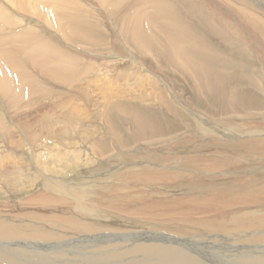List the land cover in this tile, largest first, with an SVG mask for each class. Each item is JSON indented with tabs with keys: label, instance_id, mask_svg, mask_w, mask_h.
I'll return each mask as SVG.
<instances>
[{
	"label": "bare ground",
	"instance_id": "obj_1",
	"mask_svg": "<svg viewBox=\"0 0 264 264\" xmlns=\"http://www.w3.org/2000/svg\"><path fill=\"white\" fill-rule=\"evenodd\" d=\"M204 13L222 16L223 23H206ZM238 23L244 26L237 39ZM98 71L103 78L96 79ZM137 71L161 83V75L180 78L193 105L163 96L162 105L132 99L122 86ZM136 82L138 88L146 84ZM91 86L101 94L98 105H88L95 102ZM59 87L70 93H56L60 119L44 113L36 124L27 116L16 127L0 111V171L25 169L31 189L29 198L0 172L3 188L25 197L18 202L8 195L9 201L0 194V207L16 208L21 217L20 224L0 222V242H17L0 245V264H49L36 249L63 254L54 264H215L194 251L206 249L234 252L225 264H264V5L0 0V105L18 118L20 105ZM157 88L159 97L163 88ZM79 98L86 105L76 104ZM86 120L97 125L80 124ZM73 136L87 153L84 163H77ZM170 182L190 183L195 204L187 205V195ZM20 204L37 211L18 213ZM31 240L48 246L20 247Z\"/></svg>",
	"mask_w": 264,
	"mask_h": 264
},
{
	"label": "rangeland",
	"instance_id": "obj_2",
	"mask_svg": "<svg viewBox=\"0 0 264 264\" xmlns=\"http://www.w3.org/2000/svg\"><path fill=\"white\" fill-rule=\"evenodd\" d=\"M253 1H258V3H260V4H262V5H264V1L263 0H253ZM207 16V17H206ZM219 16V15H218ZM203 17H204V19L206 20V23L208 22V23H210V24H216V23H219V24H221V23H223V20H224V18L222 17V16H220L219 17V19L217 20V17H212L211 18V16H210V14L209 13H204L203 14ZM208 18V19H207ZM215 18H216V20H215ZM221 18H223V20H221ZM210 19V20H209ZM242 24H240V23H238L236 26H235V36L237 37V39L240 37L239 35H237V34H240V35H242V29L241 28H243V26L244 25H242ZM240 26V27H239ZM237 27V28H236ZM238 31V32H237ZM115 43H116V40H115ZM247 45V47L249 46V42H248V44H246ZM247 47L245 48V50H243L244 51V55L245 56H247V53H249V52H246V51H248L249 50V47H248V49H247ZM247 49V50H246ZM246 52V53H245ZM237 55H238V53H237ZM244 55H242L243 57H245ZM241 56V57H242ZM251 57H253V55H251ZM100 58L99 59H96L95 61L98 63V66L100 65ZM124 62H125V64H127V60L125 61L124 60ZM259 62H260V59H259ZM139 63H140V61H139ZM261 63V62H260ZM136 68V66L133 64L132 66H130V69H132V70H134ZM145 68V70H148V67H146V66H144L143 67V69ZM127 71H129V69L127 70ZM100 73V74H99ZM96 75H98V77L96 78V79H99V78H103V75H102V73L100 72V71H98V72H96L95 73ZM137 76L136 77H132L131 76V78H130V82H132V83H130L129 81V83L128 82H124V84H123V86L122 85H120L119 83H117V82H114V86H116V87H118V85L119 86H122V88L124 89V90H127V93L128 92H130V93H128V94H131V95H129L132 99H136L137 101L139 100V102H142V105L144 104H146V105H155L156 103V105H162V102H160V101H162V99H161V97L163 96V98H165L167 101H168V103L169 102H173V103H175L176 105H193V103H192V100L189 98V96L187 95V92L185 91V88H182V85L180 84V83H178L179 82V79H177V78H168V77H164L163 75H161V79H162V83H161V81L160 80H156V79H154L155 77H153V79L151 78L152 77V75L150 74V73H146V72H143V71H137ZM140 74V75H139ZM100 75V76H99ZM146 75V76H145ZM184 76H185V74H183ZM149 76V77H148ZM143 77V78H142ZM145 77V78H144ZM132 78H134V79H132ZM136 78H137V80H136ZM141 79L140 81H139V79ZM148 78H150L148 81H147V79ZM169 81H168V80ZM173 80V82H171V80ZM95 80V79H94ZM132 80H134V81H132ZM152 80V81H151ZM153 80H156V82L158 81L161 85L159 86L158 84V82L155 84V82L153 81ZM167 80V81H166ZM175 80H176V82H175ZM135 81H138L139 83L140 82H145L146 84H145V86L144 87H142L143 88V90H141L142 88H138V87H136L137 86V82L135 83ZM148 82V83H147ZM153 82V83H152ZM170 82V83H169ZM151 83V84H150ZM150 84L151 86H148V85ZM163 84H165V85H163ZM178 84V85H177ZM127 85V86H126ZM136 85V86H135ZM158 85V86H157ZM181 85V86H180ZM154 86V87H153ZM126 87V88H125ZM129 88V90H128V88ZM134 87V88H133ZM136 87V88H135ZM157 87H159L160 88V90H161V88H165L164 90L162 89L161 91H160V95L161 96H159V97H157L158 96V91H157ZM63 88V89H62ZM67 89V88H66ZM65 89V87H59V88H57L56 90H54L53 91V93H44V92H42L40 95H37L36 96V98H32L33 99V101H34V103H32V105H26V104H23V105H20L19 107H18V111H17V113H19L20 114V116L18 117V118H14V117H12V115L14 114V112L13 111H8V110H5L6 108H3L5 105H0V111H1V116H2V118L5 120V122H6V120H8L9 122H11V124L12 125H14L12 122H15L16 124H15V126L17 127V124L18 123H23L25 120H26V117L27 116H29V117H31L32 118V122L33 123H35L36 121H35V119H37V121L38 122H36V124H38L39 123V119H38V117H40L42 114H44V113H48V114H53V115H55L56 117H58L59 119L60 118H62L63 117V111H62V109L60 108V105H59V107H56L55 106V102L57 101V97H58V95L56 94L57 92H60V91H62V90H66ZM135 90V94L133 93V91ZM145 89V90H144ZM183 89H184V91H183ZM52 90H53V88H52ZM136 90H137V93H136ZM140 90V91H139ZM159 90V89H158ZM166 90V91H165ZM182 90V91H181ZM88 91H89V93L91 94V95H93V98L95 99V102H93V103H90V104H88V105H98V104H96V101L97 102H99V101H101V94L98 92V91H96L94 88H93V86H91L90 88L88 87ZM145 91H147V92H145ZM157 91V92H156ZM164 91V92H163ZM178 91V92H177ZM139 92V93H138ZM145 93L144 94V96H147V97H143L142 95L143 94H141V93ZM167 92V93H166ZM176 92V93H175ZM183 92V93H182ZM61 93V92H60ZM146 93H147V95H146ZM164 93V94H163ZM186 93V94H185ZM62 95L61 96H63V98H64V95L65 94H70V93H61ZM96 94V95H95ZM133 94H134V96H136V97H134L133 96ZM44 95V96H43ZM48 95V96H47ZM53 95V96H52ZM71 95H73V93L71 94ZM179 95H181V96H179ZM42 98H41V97ZM133 96V97H132ZM151 96V97H150ZM169 98H167V97ZM143 97V98H142ZM155 97H157V98H155ZM188 97V98H187ZM59 98V97H58ZM97 98V99H96ZM139 98V99H138ZM146 98H148V99H146ZM80 99V98H79ZM77 100L75 103L76 104H78L79 106L80 105H86L85 104V102L82 100V99H80V100ZM151 99V100H150ZM159 99V100H158ZM141 100V101H140ZM144 100H145V102H144ZM146 100H148V102L146 101ZM157 102H156V101ZM81 101V102H80ZM155 103H154V102ZM159 101V102H158ZM74 103V104H75ZM164 105V104H163ZM3 106V107H2ZM39 106H42L43 108L42 109H39L38 110V107ZM8 114V117L6 118L5 117V115H7ZM23 116H25V118L23 119ZM256 120V119H255ZM91 123V124H90ZM81 125L82 124H88V125H91V126H96L97 125V123L96 122H94V121H89V120H86V121H83L82 123H80ZM19 127V126H18ZM20 131V129L19 128H17V132H19ZM15 132V131H14ZM13 132V136H11L12 138L15 136V138H13L14 140H17L18 139V137H17V132L16 133H14ZM19 134V133H18ZM184 135V133H180L179 135H177V137L178 138H180L181 136H183ZM19 136V135H18ZM263 137H264V135H262ZM2 138H3V133H2V131L0 130V141L2 140ZM73 138H74V136H73ZM172 137H169V139H168V141H172V139H171ZM74 145H73V147L75 148V154H76V156H77V163H79V164H81V163H84L85 161H86V159H87V153H84V151L83 150H80L81 149V142L80 141H78V139L77 140H75V138H74ZM43 142H45V141H43ZM50 142H52L51 140H49V145H48V148L49 147H51V145H53V144H50ZM160 142H163V141H160ZM181 142H184V141H181ZM3 144V142H0V146ZM137 144V143H136ZM138 146H139V144H137ZM141 145L142 146H144V144H142L141 143ZM121 146H123V145H121ZM137 146V147H138ZM58 147L59 148H63L62 147V145L61 144H59L58 145ZM133 147V146H132ZM5 148H7L6 146H5ZM4 148V149H5ZM11 148H13V146H11L10 148H7L8 149V152H11L12 151V149ZM18 149H20V151H22L23 149L22 148H18ZM79 150V151H78ZM130 150H131V148H127V149H124V152H123V154L125 153V152H130ZM73 150H70V152H72ZM50 151H47L46 150V153H45V155L47 156V157H50V153H49ZM90 152V151H89ZM115 153H116V151H115ZM16 154H19V155H25L26 153H19V152H16ZM44 155V156H45ZM45 156V157H46ZM263 156H264V153H263ZM46 157V158H47ZM247 158H249V157H247ZM261 161L263 162L264 161V157L261 159ZM236 166H238V167H243L244 166V163L243 164H235ZM15 166H13V165H9L8 167H6L4 170H2V171H0V172H4V173H6L7 175L9 174L8 173V171L10 170V169H12V168H14ZM8 168H9V170H8ZM182 169L184 170V172L186 173V172H188V168L187 167H182ZM25 170V169H24ZM24 170H22V171H20V172H17V173H15V174H13L14 175V177H13V175H8L10 178H12V179H14V181L16 182V180H17V182L18 183H15V187H16V189L17 188H21V189H18V190H21V191H23L24 192V195H26V193L28 192V190L30 191L31 189L30 188H28V187H26L25 186V183H26V181H24L25 179V173H26V171L24 172ZM34 172V171H33ZM21 174V175H20ZM35 174V173H34ZM22 175H23V180L21 179L22 178ZM48 175V174H47ZM37 176V175H36ZM19 177V178H18ZM1 179H2V177H1ZM0 179V194L2 195H0L1 196V198L4 200V199H7L8 198V200L10 201L11 199L10 198H12L13 196H15V197H17V201L19 202V201H21V200H23L25 197H23L22 195H13V192H10L9 190H7V189H5V188H3V183H2V180ZM37 179H38V176H37ZM20 182H19V181ZM22 181V182H21ZM24 181V182H23ZM191 181H192V179H191ZM23 183V184H22ZM31 183V182H30ZM20 184L21 185H23V186H20ZM169 184H171V185H173L171 188H174L176 191H178V192H180L181 194H185V195H187V198H186V200H185V202H186V204L187 205H194L195 204V191H193L192 189H191V187H190V183L189 184H187V185H182V184H179V183H177V182H170ZM18 185V186H17ZM26 185H27V183H26ZM22 187H26V188H22ZM23 189H25V190H23ZM33 191V193H36L37 191L35 190V189H33L32 190ZM122 194H124L123 192H122ZM5 195V196H4ZM10 196V198H9V196ZM13 195V196H12ZM6 196H8V197H6ZM19 196V197H18ZM22 197H23V199H22ZM28 197L30 198L31 197V195H30V193L28 192ZM200 198H204V197H202V196H199ZM1 200V199H0ZM3 206V207H2ZM26 205H22V204H20L18 207L19 208H21V210L18 212V213H20L23 209H25L26 211H28V212H32V213H35L37 210L36 209H34L35 207H33L34 205H30L28 208L27 207H25ZM4 210V212H3V210ZM11 213H13V215L11 214ZM3 215V217H2V215ZM14 216V217H13ZM9 218V219H8ZM18 218V216H16V208L13 210V207H10V206H8V205H5L4 203L1 205V207H0V222H5V221H9V222H13V223H15V224H20V222H21V217L19 216V218ZM1 219H2V221H1ZM12 219V220H11ZM5 220V221H4ZM14 220V221H13ZM127 232V231H126ZM236 236V235H235ZM235 236H231L230 238H229V240L231 241ZM242 239V238H241ZM219 238H217V241L219 242ZM32 242H23V241H20L21 242V244H22V246H20L21 248H26L27 250L29 249V250H31L32 248L34 249V247H36V246H45V247H47L48 245L47 244H45V243H43V242H39L38 243V241H34V240H31ZM225 242H227V241H223V240H220V244L222 243H225ZM229 242V241H228ZM6 243L7 244H9V245H12V244H15V243H17V242H11V243H8V242H3V243H1L0 242V245H2V246H5V247H8V248H12V247H9L8 245H6ZM35 243V244H34ZM84 244H86V243H83V245ZM81 244H78L77 246L78 247H81L80 246ZM92 245H97V242L96 241H94L93 243H92ZM30 246V247H29ZM29 247V248H28ZM53 248H58V247H53ZM216 249H217V247H216ZM215 249V250H216ZM22 250V249H21ZM37 250V252H40L41 254H43V255H46V256H48L51 260L49 261V264H54V263H56V262H58V261H60V260H63L62 258H64V255L63 254H59L58 256H57V254L56 253H53V252H49V251H47V252H49V253H47L46 251H40V250H38V249H36ZM210 249H206L204 252L202 251V252H200V251H196V250H194L195 252H198V253H204V255L202 256V258L203 259H205V260H209V261H211V262H214L215 264H225L224 262H223V260L224 261H230V260H233L232 258L234 257V256H231L234 252H230V251H228V250H220V251H214V250H210ZM213 251V252H212ZM30 252V251H29ZM70 253H73V251H69ZM210 252V253H209ZM219 252V253H218ZM212 253V255H211V257H210V254ZM215 253V254H214ZM216 253H218V254H216ZM223 253V254H222ZM232 253V254H231ZM53 254V255H52ZM100 254V252L98 251V252H96V255H99ZM221 254V255H220ZM63 257H62V256ZM217 255L219 256V257H217ZM225 257H224V256ZM221 256V257H220ZM223 256V257H222ZM235 256H237V255H235ZM56 257H57V259H56ZM60 257V258H59ZM215 257V258H214ZM91 258L92 259H94L93 258V255L91 256ZM211 260H210V259ZM214 258V259H213ZM219 258V260H217ZM96 260H98V259H96ZM221 260V262H218V261H220ZM205 262V261H204ZM72 263L73 264H80L81 262H79V260H72ZM101 263H103L102 261H101ZM210 264V263H209Z\"/></svg>",
	"mask_w": 264,
	"mask_h": 264
}]
</instances>
